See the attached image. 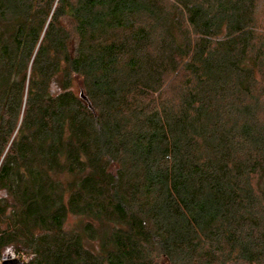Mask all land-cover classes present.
Instances as JSON below:
<instances>
[{
    "label": "trees",
    "instance_id": "1",
    "mask_svg": "<svg viewBox=\"0 0 264 264\" xmlns=\"http://www.w3.org/2000/svg\"><path fill=\"white\" fill-rule=\"evenodd\" d=\"M18 255L264 264V0H0Z\"/></svg>",
    "mask_w": 264,
    "mask_h": 264
},
{
    "label": "water",
    "instance_id": "2",
    "mask_svg": "<svg viewBox=\"0 0 264 264\" xmlns=\"http://www.w3.org/2000/svg\"><path fill=\"white\" fill-rule=\"evenodd\" d=\"M1 264H23V263L17 258L11 256H5L2 258Z\"/></svg>",
    "mask_w": 264,
    "mask_h": 264
},
{
    "label": "built area",
    "instance_id": "3",
    "mask_svg": "<svg viewBox=\"0 0 264 264\" xmlns=\"http://www.w3.org/2000/svg\"><path fill=\"white\" fill-rule=\"evenodd\" d=\"M14 258H17L18 260H25L24 258H23V256H15ZM1 262H2V259H0V264H1Z\"/></svg>",
    "mask_w": 264,
    "mask_h": 264
},
{
    "label": "rangeland",
    "instance_id": "4",
    "mask_svg": "<svg viewBox=\"0 0 264 264\" xmlns=\"http://www.w3.org/2000/svg\"><path fill=\"white\" fill-rule=\"evenodd\" d=\"M69 220L71 221V223L73 222V218H70ZM69 224H70V223H69ZM21 256H23V258H24L25 260L27 259L24 255H21ZM12 257H14V256H12Z\"/></svg>",
    "mask_w": 264,
    "mask_h": 264
}]
</instances>
